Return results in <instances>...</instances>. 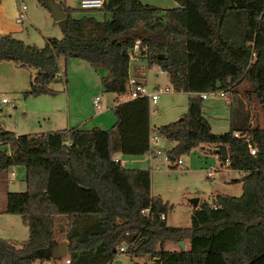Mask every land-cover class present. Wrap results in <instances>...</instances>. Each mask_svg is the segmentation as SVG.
<instances>
[{
  "label": "trees",
  "instance_id": "16d2710c",
  "mask_svg": "<svg viewBox=\"0 0 264 264\" xmlns=\"http://www.w3.org/2000/svg\"><path fill=\"white\" fill-rule=\"evenodd\" d=\"M37 1L47 6L46 0ZM55 1L64 12L57 20L60 37L48 36L37 46L10 31L0 33V60L34 69L23 93H54L48 84L60 77L62 56L64 63L76 57L95 70L103 68L101 86L119 95L138 40L137 57L165 71L174 91L193 93L182 116L154 127L155 134L174 141L166 158L176 161L199 143H223L227 159H218L243 171L237 179L241 191L202 200L192 208L188 225L166 224L169 205L150 193L149 170L113 158L116 151L140 155L148 150L145 96L117 100L108 128L15 134L0 126V175L21 165L25 183L23 190L5 192L3 212L18 215L27 226L22 240L0 237V264L50 258L54 215L65 217L67 264H109L119 251L147 254L151 264H220L219 259L221 264H264V125H250L245 109L226 130L212 132L198 94L233 91L240 103L235 87L245 82L241 95L264 111V0H174L171 7L103 0L101 7L81 10ZM91 10H99L101 18ZM184 238L186 248L163 246Z\"/></svg>",
  "mask_w": 264,
  "mask_h": 264
},
{
  "label": "rangeland",
  "instance_id": "374dc122",
  "mask_svg": "<svg viewBox=\"0 0 264 264\" xmlns=\"http://www.w3.org/2000/svg\"><path fill=\"white\" fill-rule=\"evenodd\" d=\"M146 3L161 6H175L174 0H141ZM25 5L23 17L19 22L14 20L18 15L20 3ZM65 4L81 10L79 0H64ZM1 19L15 37L24 42L41 46L44 38L48 36L60 37L61 31L57 20L52 18L47 6L41 5L37 0H3ZM96 18H101L99 10H91ZM137 51L129 58L128 70L138 65L143 71V82L150 89L153 85L167 87V90L158 94L155 104L149 105L151 121L154 126L167 123L182 116L186 111L188 93L185 91H174L165 71L157 65L147 66L143 59L136 56ZM61 76L51 81L48 86L54 89V93H41L37 95L24 94L23 91L29 87L28 80L34 71L31 67H20L12 61L0 60V126L16 133L41 132L49 130L60 124L66 118V111L69 112V126L90 128L95 120L90 118L92 111L98 108L92 104L91 99L97 95L102 102H111L114 97L113 92L105 91L100 84L99 77L104 73L103 68L95 70L89 63L76 57L67 58L66 62L60 63ZM65 68V71L63 69ZM137 68V67H136ZM65 79V81H64ZM67 90H62V87ZM247 87L245 82H241L235 88L242 99L241 90ZM233 91H231V94ZM227 94H219L206 97L201 100V113L209 123L212 132H222L228 128L231 121L235 120L232 109L227 105ZM232 96V95H231ZM4 97L6 102H1ZM249 103L250 125H264V111H262L252 100ZM110 112L111 109L107 108ZM82 119V120H81ZM81 120V121H79ZM100 126V125H99ZM106 125L104 128H108ZM174 143L173 140H166L158 144L160 153L157 158H152L149 162L145 156H138L137 160L123 163L126 167H140L149 170V189L152 195H159L162 201L169 207L165 212V222L169 225L185 226L189 224V217L194 205L190 199L197 197V203L202 200L210 201L214 193L233 194L232 186L227 179L234 173L218 159V155L212 151V144L199 143L191 150L181 153L180 163L175 160L165 158L167 146ZM2 147V146H1ZM8 150V146L5 145ZM127 157H136L129 155ZM15 171L14 177L5 180V173L0 175V206L5 207V192L20 191L25 188L23 180V167L15 165L7 169ZM211 171V174L207 171ZM6 219L0 218V235L10 236L14 239L22 240L27 236V226L16 214H6ZM57 217L64 215H54L53 234L56 240L64 237L66 226H62ZM1 230H4L2 232ZM11 233V234H10ZM3 237V236H0ZM5 238V237H3ZM10 239V238H9ZM13 240V239H11ZM13 240V241H19ZM174 243V241H172ZM175 245V244H174ZM176 246V245H175ZM167 248V247H165ZM213 257V252H211ZM218 256V254H217ZM52 264L65 263L64 260L50 258ZM151 262L147 254L128 255L125 252H117L110 259L109 264H144ZM33 260L31 264H37ZM218 262L221 264V260ZM66 264V263H65Z\"/></svg>",
  "mask_w": 264,
  "mask_h": 264
},
{
  "label": "crops",
  "instance_id": "0c3cea01",
  "mask_svg": "<svg viewBox=\"0 0 264 264\" xmlns=\"http://www.w3.org/2000/svg\"><path fill=\"white\" fill-rule=\"evenodd\" d=\"M143 2H145V1H143ZM2 5H3V0H0V33L7 32V31H14V28H9L8 26H6L3 23L2 19H1V15H2V12H3ZM57 61H58V66H59L58 75L61 76L60 63L63 61V57L62 56H59L58 59H57ZM128 71H129V74H134V75H136L137 77H139L143 81V71L140 69V67L138 65H134L133 69L130 68ZM28 83H29V80H28ZM152 87H156V86L153 85ZM65 89L67 90L66 85L62 87V90H65ZM227 92L229 94H231V91H225V93H227ZM192 94L193 93H188V95H192ZM231 95L229 97V95L227 94V97L228 98H226V100H227L226 103H227L229 109H232V111L234 112L235 120H239L240 118H242L245 109L247 110L246 113H247V116H248L249 120H251L250 113H249V103H248V101L246 99H242L239 96V94L236 93V96L237 97L239 96L241 98L240 103H236V100H234L235 99L234 98V94L232 93ZM93 98H94V96L92 97L91 102L95 106V108H98V109L93 110L92 113H91V115L89 117L92 118L93 120H95V123H100L99 124L100 126L97 125V124H94V126H98L100 128H104V127H106V125H109L110 126L114 122V115L107 108L109 107L111 109L112 106L116 103V101L117 100H120L119 99V95L114 93V97L112 98V99H114V101L111 102V100H109L110 102H102L100 104V107H99V103H100L99 97L97 98V101L95 103L93 102ZM202 99H204V98H202ZM155 103H152V104H155ZM66 115L67 116H66V118H65L64 121H62L60 124H55V126H52L53 128H50L49 130L65 129V128L70 127L69 126V123H70L69 121L70 120H69V112H68V109L66 111ZM81 120H79V121H81ZM148 124H149V136L154 135L155 134V129H154L155 126H154V123L151 121L149 106H148ZM49 130H45V131H41V132H46V131H49ZM14 133L15 134H19V133H16V132H14ZM25 133H27V132H25ZM157 137L158 138H157L156 143H155L157 147H158V144H160V143L162 144L164 141L166 142V140H167V139H165L164 137H162L160 135H157ZM171 145H172V142L170 143L169 146H167V148L170 147ZM158 155L159 154H157V155H155V154L153 155L152 154L151 157H150L148 155V153L146 152V153H143V154H140V155H134L136 157H127V156H129L128 154H122L120 151H116V152L113 153V158L114 159H118L120 161V163L123 164V163H126V162L127 163L130 162V160H133V161L137 160V157L138 156H145V158L149 162L152 158H157ZM225 162H223V163H225ZM229 169L230 170H233L234 173L227 179V181L231 185H233L232 186V191H233V194L232 195H238L240 193V191H241V181H239L237 179L243 174V171L242 170L232 169V168H229ZM6 176L8 177V179H9V177L10 178L11 177H14L15 176V171L13 169H10L8 175H7V171H6V173H5V180L7 181L8 179L6 178ZM233 179H234V181H233ZM227 194H230V193H227ZM4 208H5L4 206L3 207H2V205L0 206V218L3 219V220L6 219V217H4V216H6V214H9V213L3 212V209ZM165 218H166V216H165ZM56 220H59L61 222V225L63 227L66 226L65 219L63 217H61V218L60 217H57ZM1 231L4 232V230H1ZM0 236H3L5 238H10V239H13V240H19V239H14L13 237H10V236H4V234H2ZM21 239H23V238H21ZM54 239H55V241H59V240H56L55 236H54ZM62 239H65V238L62 237ZM62 239H60V240H62ZM182 240H183V248H186L188 246V240H187V238H184ZM163 246H164V248L167 247V249H174V250H176V249L179 248V245L177 244V242H174L173 243L172 241H166ZM113 256H112V258H113ZM49 257H50V252H49ZM50 258L44 259V260H42L40 262L37 259H35V260L38 261L37 264H52L51 262L53 260L50 259ZM66 258H67V252H66V254L64 256L60 257L58 260L61 261V259H62L67 264L68 261H66ZM148 258H150V257H148ZM216 258H218V257H216ZM152 259L153 258H150L151 262H152ZM53 262H56V261H53ZM151 262L149 263V262H146L145 261L143 263L144 264H151ZM65 263H62V264H65Z\"/></svg>",
  "mask_w": 264,
  "mask_h": 264
},
{
  "label": "built area",
  "instance_id": "2783aa9c",
  "mask_svg": "<svg viewBox=\"0 0 264 264\" xmlns=\"http://www.w3.org/2000/svg\"><path fill=\"white\" fill-rule=\"evenodd\" d=\"M103 3V0H79V6L81 8H98L101 7ZM25 8V5L21 2L19 5V11H18V15L15 16L14 20L16 22H19L21 20V18L23 17V9ZM137 46H138V40H135L133 45H132V52L130 54V57L133 56L134 52L137 50ZM167 90V87H161V86H156V87H151L150 89H148L144 82L137 77L134 74H129L128 78H127V85H126V89L119 94V99L120 100H125V99H131L137 96H145L147 98L148 104L151 103H155L158 97V94L160 92H163ZM199 96L201 98H206V97H211L213 95L219 94L221 96L225 95V91L223 89H209L206 91H202L198 93ZM97 95L94 96L93 98V102L95 103L97 101ZM6 99L4 97L1 98V102H5ZM233 135L235 136H243L244 134H240L238 131H233L232 132ZM157 135H151L148 137V150L146 151L148 153V155L151 157V155L155 154H159L160 153V149L156 146V140H157ZM249 151L250 153L254 152V148L252 146L249 145ZM166 158V156H165ZM167 159V158H166ZM180 163V158H177L174 164ZM207 173L211 174V171H207ZM142 213H147L148 212V208H144L141 210ZM164 215L163 213L159 214V218H163ZM125 247L124 244L120 245L118 247L119 250H122ZM66 261H68V259L66 258Z\"/></svg>",
  "mask_w": 264,
  "mask_h": 264
},
{
  "label": "water",
  "instance_id": "95a60500",
  "mask_svg": "<svg viewBox=\"0 0 264 264\" xmlns=\"http://www.w3.org/2000/svg\"><path fill=\"white\" fill-rule=\"evenodd\" d=\"M46 4L52 18L54 20L62 19L64 16V12L61 9L60 5L55 0H46ZM162 55V54H161ZM212 151L219 155L223 160L227 159V148L223 143H216L212 146ZM191 203L195 206L197 203V197H193L190 199ZM179 248H183V240L180 239L177 241ZM50 257L57 259L64 256L67 252L66 250V240L62 239L59 241L52 240L50 244Z\"/></svg>",
  "mask_w": 264,
  "mask_h": 264
}]
</instances>
